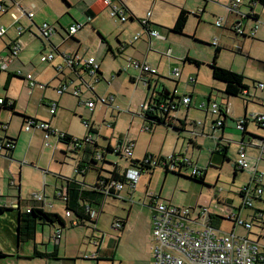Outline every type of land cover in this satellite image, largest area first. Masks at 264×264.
<instances>
[{"label":"rangeland","instance_id":"1","mask_svg":"<svg viewBox=\"0 0 264 264\" xmlns=\"http://www.w3.org/2000/svg\"><path fill=\"white\" fill-rule=\"evenodd\" d=\"M120 1L136 18L141 19L147 12H150V22L156 25L155 27L161 31V35H166V39L152 38L151 43H148L144 29L137 20L120 22L117 18L109 15L108 8L101 11L95 20L85 21L86 17L76 0H70L72 6L65 14L62 13L63 9L60 8V4L55 9L54 2L49 4V0H46L40 13H36L37 10H35L34 22L36 24L45 20L57 28L59 26L56 22L63 28H67L69 23L82 27L75 33L79 43L71 39L67 40L66 37L62 41L58 35H55L56 43L60 44V49L66 52L67 56L76 54L84 59L90 56L94 57L99 64L101 76L96 80L88 73L81 72L82 78L86 82L85 85L81 83L82 80L80 75H77L78 73L66 68L64 74H69L73 81L72 84L81 83L82 92L74 95L73 86L70 84L64 93L58 94L54 90L57 80L46 82L53 72L52 64H56L58 60L56 55L50 63L40 61L41 41L43 40L48 49L47 41L40 37L31 42L27 41L28 33H24L20 37L24 40L26 48L11 64V68H14L12 70L20 69L23 74L30 73L33 76L41 74V77L39 84L32 88L21 82L18 77H13L8 93L17 101L15 112L31 117L37 116L39 120L40 118L48 120L46 102L56 101L58 107L55 115L50 119L51 128L56 132V135L46 138L44 132L39 128L25 131L23 125L21 126L19 115L13 114L10 110L2 109L0 111V122L7 123V133L16 137V145L11 157L12 162L9 163L7 159L0 156V193L4 197L11 196V194L16 195V187L8 183L9 178L12 177L11 173L16 179V183H18L17 176L19 175L20 196L22 199L29 198V200L36 198V195H41L43 187L46 195L51 199L54 185H59L61 182L59 176L72 179L75 176L74 179L80 183L84 182V179L85 182L93 179L94 170L92 169L88 170L85 175L76 171L81 149H70L72 150L70 151L64 143H60L57 139L59 132L82 139L87 134L84 123L87 121L97 130L92 135L100 146L104 147L110 143L114 147H123L128 140H132L134 143L132 159L140 160L145 155L166 158L171 155L180 156L179 154H183L194 162L196 161L199 170L206 169L203 183L190 178V168L187 167L182 169L180 175L172 172L164 174L162 166L155 167L151 172L140 174L134 191L130 189L129 193L132 198L123 200L117 197L115 202H106L108 206L103 212L97 210V223L94 227L98 231L112 233L109 231L110 220L113 216L125 217L130 204L132 206L129 219L131 221L140 219V216L148 213L149 208L146 205L152 202L151 197L154 196L160 202H170L177 206L193 209L191 210L192 217L198 212V207L206 208L210 213L216 215L223 214L222 209L237 208L240 198L238 196L239 189L247 186L253 187L250 181L252 169L239 171L234 168L236 141L241 131L234 121L230 120L242 117L244 112L243 97L252 99L257 104L260 101L257 98H264L263 90L260 91L259 88L252 86V81L264 83V8L258 3L252 4V8L255 6V11L260 12V19L256 24L258 29L254 35L250 34V30H247L248 37L243 38L226 29L228 21L223 20L221 27L214 26L215 19L220 15L216 13L215 18L210 12L211 10L218 11L220 6L213 0ZM6 2L10 3L9 0ZM180 7L185 8L189 15L183 33L176 34L170 32L169 28ZM202 9L203 12H201ZM11 12L20 18L19 22L22 26L26 27L30 23L35 34L40 35L38 28L24 13L16 9H12ZM127 16L129 17V11ZM0 18V23L5 27L7 34L13 36L14 29L11 26L10 16L2 14ZM244 24L249 26L252 23L245 20ZM136 33H142V36L130 44L132 36ZM7 38V35L2 36V40H7ZM214 39L216 45L221 46L216 64L241 73L248 86L249 97L239 95L227 98L222 92L223 84L212 79L208 64L213 57L215 47L211 42ZM107 45L112 47L114 54L106 51ZM117 48L120 53L117 52ZM168 49H170L169 52H167ZM185 56L198 60L199 66L184 60ZM128 58L141 62L146 61L157 70L149 85L145 83V79L139 75V72L130 66L127 62ZM174 69H178L180 72V76L176 79L170 74ZM5 76L6 72L1 71L0 97L5 94L2 88ZM155 79L157 82L154 84ZM162 89L174 92L178 97L191 96L187 111L186 105H181L173 113V116L180 119L186 115L185 130L180 133L162 124H156L150 130L145 129L146 124L141 116L143 107L148 103L150 95H153L154 98ZM208 94L211 95L210 100L217 103L225 99L229 102L228 118L222 134L220 129L212 128L211 123L216 117L209 112L204 113L205 109L202 103L207 102ZM87 100H91L95 104L92 110L87 107ZM252 108L254 106L250 104L249 109ZM249 112H247L248 116L251 114ZM249 127L261 133L254 125L250 124ZM33 133L35 134L32 137ZM219 137H222L224 142L230 143L227 152L229 160L221 161L220 155L211 157L212 151L218 148L216 142ZM249 152L253 153L251 150ZM107 157L119 166L120 171L126 167L130 168L128 159L113 154H108ZM256 168L263 173L264 183V162H259ZM121 194L127 197L125 189ZM216 196L220 197V203L216 201ZM29 200L28 202H30ZM54 202L58 206H62L60 200L57 199ZM263 206V202L253 200V207ZM95 207L93 208L95 209ZM59 210L62 212L61 209ZM260 210L264 211L262 208ZM234 211L237 212V210ZM251 213L250 209H244L241 211L240 217L249 221L248 215ZM262 215L264 220V214ZM90 226L93 227L92 224ZM191 226L196 228L197 224L192 223ZM230 230L231 225L225 220L220 223L219 230L216 229L217 232H229ZM77 231L76 233H89L84 228H78ZM235 232L244 234L240 227H237ZM251 232V235L255 236L254 238L263 236L262 239H264V222L253 226ZM85 246L90 249L87 243ZM84 252L82 251L81 254H89ZM85 261L84 263L96 264V260L87 259Z\"/></svg>","mask_w":264,"mask_h":264},{"label":"crops","instance_id":"2","mask_svg":"<svg viewBox=\"0 0 264 264\" xmlns=\"http://www.w3.org/2000/svg\"><path fill=\"white\" fill-rule=\"evenodd\" d=\"M9 1H10V3H7L6 0L0 1V4L3 3L4 6L6 7V11L0 12V16L2 14H6V15L10 16L11 26L14 29L13 36H9L7 34V31H6L5 27L3 26V24L0 23V26H2L5 30L4 34L0 36V58H3V59L8 56L9 48H10L12 42L17 37L16 29L18 26L22 27L21 36L24 33L29 34V39H27V41L31 42L35 38L39 39L38 37H40L41 39H44L39 34L38 35L35 34L36 32L32 28L30 23H28L26 25V27L22 26V24L19 22L20 18L15 13L11 12L12 9L19 10L21 13L32 11L33 17L29 20L31 21V23L33 25H35L38 28V30H39L40 24L42 22H46L45 20H42L40 24H36V22H34L35 10L38 11V12L36 11V13H40L41 8H43L45 6L46 0H17L18 5L15 2H13V0H9ZM76 1H78V6H79L80 10L83 12V15H85V17H86L85 21L95 20V18L97 17V15L101 11L107 9V6L104 4L103 0H76ZM117 1L119 3L123 4V2H121L120 0H117ZM206 1H211V0H206ZM213 1L218 3V6H220V8L218 9V11L211 10L210 13L215 18H216V16H215L216 13H218V15H220L219 17H222L224 21H226V22L228 21L226 29H228L229 31H231L235 35H239L243 38L248 37V34H247L248 31L247 30H250V32H251L250 34H252V35H254L256 33L255 31L258 29V26H256V24L260 19V16H259L260 12L255 11V6H253V8H252V4L254 5L256 3L252 2L249 4L247 1H244L242 3L240 2L239 7H238V12L236 13V12L229 11V9L227 8V5L232 0H213ZM50 2H54V4L56 5V6L54 5L55 9L60 4L59 5L60 8L63 9L62 13L64 12L63 14L67 13L68 8L72 6V2H70V0H49V4H51ZM125 8L130 13V10H128L127 6H125ZM86 11H88V12H86ZM251 11L258 15L257 20H253L251 18L246 17V15ZM201 12H203V9L201 10ZM62 13H61V16H62ZM245 20H249L252 24H250L249 26L245 25L244 24ZM56 23L60 29L53 25L55 28L54 33L48 39H44L47 41V44L49 46L48 49L46 48V45L43 43V40L42 41L40 40L42 42V48L40 50L41 55L46 54L50 51H54L56 58L58 59L56 64H52L53 72L51 73L50 78L46 82L48 83L50 80H53V81L57 80L56 83L54 84V86H55L54 90L56 91V87L59 85V83L63 80H67L68 85H67L66 90L68 89V86L71 84L73 86V89L79 86L80 91L82 92L81 83H83L85 81L82 78L83 76H82L81 72H86V71H83L80 66H76L73 69L72 67L66 65L65 59H66V57H70V56H67L66 52H64L60 49V44L56 43V38H55V35H58L62 39V41H64L65 39H67V40L71 39L72 41L79 43V39L76 38L75 34L68 36L66 33V29L69 26L75 25V24L69 23L67 28H63V27H61V25L58 22H56ZM239 23H240V27L243 31L242 34L237 33V25ZM17 24H19V25L16 26ZM253 24L256 27H254ZM151 25H153V24L151 23ZM221 26H223V24ZM81 28L82 27L79 26L77 32L79 30H81ZM159 32L161 34L160 30H159ZM4 35H7V37H8L7 40H2V36H4ZM163 36H164V39H166V35L163 34ZM21 41H23V43H24L23 39ZM151 41H152V38L150 40H148V43H151ZM25 46H26V44H25ZM108 46L112 49V47L110 45H108ZM218 46L221 47L220 45H218ZM54 47L57 48V51H55ZM25 48L26 47L22 48L20 50L19 54L11 59V61L7 65V67L0 69V72L1 71L6 72L5 80H4L3 85H2V88L4 89L5 94L1 98H7V99H9L8 101H10V100L14 101V103H15L14 109H13L14 112L16 109L17 101L14 97H12L8 93V90H9V87L11 84V80L13 77H18L21 80V82L26 83L28 85V80L26 79V75L30 74V73L23 74L20 69L12 70L14 68H11V64H13L16 59H18L19 55L23 52V50ZM169 51H170V49L167 50V52H169ZM191 59H193V58H191ZM42 63H44V62H42ZM147 64H149V63L147 62ZM59 66H61V70H57V67H59ZM9 68H10V70H9ZM66 68L70 69V71H72V72L78 73L77 75H80L82 82L80 84H77V85L72 84L73 81L70 79L69 74L68 73L64 74ZM156 73H157V70H156ZM170 74L172 75V71ZM139 75H140V73H139ZM140 76H142L145 79V83L147 85H149L150 82L152 81L153 75L145 73V74H142ZM179 76H180V72H179ZM32 77L36 81V84H39L38 82H39V79L41 77V74H35L34 76L32 75ZM172 77H173V75H172ZM92 78L97 79V76L92 77ZM173 78H175V77H173ZM6 80H8V84H7V88L5 89L4 85H5ZM156 82H157V79L154 80V84ZM36 84L33 87H36ZM252 86L254 88H258L255 85V81L252 82ZM261 90H263V92H264V89H260V91ZM243 94L246 95L247 97H249L248 86H247V89L243 90ZM183 96H186V95H183ZM210 96L211 95L208 94L207 97H209V100H207V102L202 103V105L204 106V109L206 108V104L209 101H214V100H210ZM179 97H181V96H179ZM244 98L245 97H243V99ZM245 99L246 100H244V103H243L244 112H243L242 117L234 118V120H230V121H234V124L237 125V123L243 118V116H246V125H245L246 132L261 137L263 135V131L256 124L255 118H256V116H259L260 113H262L264 110V98H261V99L257 98L260 100L259 104L253 102L254 100H252V99L251 100H249L248 98H245ZM52 101H54V100H51V102ZM87 101H86V103H87ZM51 102H46L47 108H49V104ZM218 104H220V106L225 110V112L227 114V118H228V113H229L228 112V109H229L228 100L225 99L222 102H218ZM250 104H252L254 106V108L249 109ZM182 105H186V104H182ZM189 105H190V100L188 102V106ZM94 106H95V104L93 103L92 107L91 108L88 107V108L90 110H92L94 108ZM57 107H58V103H57ZM1 110L2 109H0V111ZM5 110H7V109H5ZM56 110H57V108H56ZM248 111H250L249 113H251V114H249V116L247 114ZM12 113H13V111H12ZM15 113H17V112H15ZM204 113L207 114L208 111L204 110ZM22 114H24V113H22ZM47 114H48V120H46V118H40V120H39V118H37V116L33 117V118H35L39 121L48 122L50 130H51L52 128H51L50 119L55 114L53 116L50 115L49 112H47ZM24 115H26V114H24ZM216 118H215V120H216ZM227 118H226V120H227ZM226 120H225V123H226ZM250 124L254 125L257 129H259L261 131V133L257 132L254 129H251L249 127ZM7 126H8V124H7ZM7 126H6V135L10 136L7 133ZM21 126H22V124H21ZM212 126H213V124H212ZM224 127H223V129H224ZM33 128H36V127H33ZM212 128L218 129L217 126H215V124ZM93 129H95V128L93 127ZM223 129H220L221 134H222ZM240 131H241V128H240ZM96 132H97V130L95 132H92V133H96ZM92 133H91V135H92ZM34 134L35 133L32 134V137ZM69 135H71V134H69ZM241 136H242V131H241V134H240L238 140L236 141V143H237L236 152H237L238 148L240 147V145L246 146V148H248V149H246V153L248 155L249 162H250V168L249 169L254 168L255 170L258 171V169L256 168L257 164L259 162H261L262 160H257V153H258L257 147L249 145V135L244 136L243 143H241V141H242ZM92 137H94V136L92 135ZM219 138H221L220 143L226 144L223 141L224 139L222 137H219ZM128 141H131L133 143L132 140H128ZM216 146L218 147L217 143H216ZM133 147H134V143H133ZM249 150H251L253 153H250ZM132 152H133V148H132ZM236 152H235V154H236ZM12 155H13V153H12ZM179 155L184 156L183 154H179ZM82 156H85V154L82 153V149H81L80 158ZM213 156H215V154H213ZM2 157L7 159L9 161V163H11L13 160L12 158H8L5 156H2ZM209 162H211V161H209ZM262 162H264V161H262ZM196 164H197V162H196ZM252 165H255V166L252 167ZM239 171H243V170H239ZM181 172H182V170L180 171V173ZM205 172H206V169H205ZM260 173H262V172H260ZM96 175L97 174L94 171L93 179H91L89 181L87 180L86 182L84 179V182L82 181L81 183L77 182L75 179L76 182L70 183L68 185V188H69L68 191H67V183L64 181L63 176H59V178H60L59 180L61 182L59 185H57V184L54 185V190L51 194L52 195L51 199L48 198V195H46L45 189L43 187L42 194H41L42 199L39 201L35 198L30 199V200H29V198L22 199L20 196V192H19L20 177H19V175L17 176L18 183H16L15 182L16 179L14 178V176L11 173L12 177L9 178L8 183L10 185L16 187V190H17L16 195L11 194V196H5L4 197V196H2V193H0V207H5V209L2 212H0V264H91L90 262L84 263V262H86L85 260H87V259L96 260L95 261L96 264H150L151 263L150 245H151V227H152L151 223H152V213H153L152 207H151L152 202H150V204L146 205L149 208L150 215H149V211H148L147 214L140 216V219L138 218L136 221H131L129 219V216H130V211H131L132 205L130 204L128 206V210H127L125 217L113 216L112 219L110 220L109 231L112 233H106L103 231L102 232L98 231L97 228H95L94 226L97 223L98 212H103L105 207L108 206V204L106 202L107 201L115 202L116 199H118L117 197H120L123 200L132 198V195L129 192H130V189H132L134 191L135 185L133 187H129L128 185H125L123 187V189L119 191L118 195L105 196L103 194V192L93 190V188H91L92 183L96 179ZM73 177L76 178L75 176H73ZM139 177H140V175H139ZM139 177H138L137 181H139ZM262 185L264 186L263 173H262ZM124 189H125L127 197H124L121 194V192ZM58 192H61L63 194V196L62 197L58 196ZM238 196L240 197L239 194H238ZM57 199L62 202V206L61 205L58 206V204H56L54 202V200H57ZM28 200L30 202H28ZM216 201L218 203H220L221 202L220 197L216 196ZM255 201H259V200H255ZM261 202L264 203V200ZM239 203H240V198H239ZM76 204L78 205L76 208L77 210L82 211L83 208H89L90 211L96 212V216L94 217V219H96L95 224H92L88 221L84 222L83 224H78V225L73 224V222L76 219V216L73 213H71L70 215H66L65 211H66L67 205L69 207H72ZM143 205H145V204H143ZM95 206H97V207H95ZM93 207H95L96 210ZM29 208H40V209L44 210L45 212L57 213L60 215L63 223L59 224L57 222H44V221H41L39 219L33 218V216H28L26 214V212H27L26 210ZM261 208L264 209V206L263 207L246 208V209H250L252 213H254V212L256 213L257 210L261 209ZM59 209H61L62 212ZM97 210H98V212H97ZM230 210L236 214L239 213V215H240L241 211L244 209H242L239 212L238 208L233 207ZM234 210H237V212H235ZM260 211H261V218H259V220L262 224L264 222L263 215H262V214H264V211L263 210H260ZM248 217L250 218V215H248ZM114 219L123 220V225L121 228L117 229V228H113L111 226V223L113 222ZM210 219H211L210 222L212 224L216 225L217 227H220V223L223 220L222 217L220 216V214L216 215V214H212V213H210ZM90 224H92L93 227H91ZM78 228H84L87 231H89V233H86V232L76 233V232H78L77 231ZM240 228H242V227H240ZM235 229H234V231H235ZM242 231H244V234L246 233V231L243 228H242ZM85 243H87V245L90 246V249L86 248ZM82 251H85L84 253H89V254L88 255L87 254H81ZM37 252L46 253L47 255L40 256V255L36 254ZM92 252H96V258H87V256H89Z\"/></svg>","mask_w":264,"mask_h":264},{"label":"built area","instance_id":"3","mask_svg":"<svg viewBox=\"0 0 264 264\" xmlns=\"http://www.w3.org/2000/svg\"><path fill=\"white\" fill-rule=\"evenodd\" d=\"M104 4L109 10V15L111 17L117 18L120 22H125L129 19L127 16V10L122 3H119L117 0H103ZM17 5V0H13ZM240 0H232L227 8L231 12H238V7ZM6 7L4 4H0V12H5ZM25 15L31 19L33 17V12H24ZM151 16L150 12H147L145 16L141 19V23L144 25L145 36L148 40L151 38H162L164 36L160 34L159 30L151 25L149 17ZM223 18L218 17L214 21L216 27L222 25ZM78 25H71L66 29L68 36L75 34L78 30ZM55 31L53 25L42 22L39 26L40 36L44 39H48ZM5 32L4 28L0 26V36ZM22 33V27L18 26L16 29L17 37L12 42L9 48V54L7 57L0 58V69L7 67L8 63L12 58L17 56L20 50L23 48L24 43L21 41L20 36ZM237 33L242 34L243 31L240 27V23L237 25ZM253 33V32H252ZM142 36V33H136L132 36L130 44L134 41H137ZM212 45H216L215 39L211 42ZM55 57V52L50 51L46 54L40 56L41 62L50 63ZM130 66L141 73H148L151 75L156 74V69L147 64L146 61H139L137 59L128 58L127 61ZM65 63L67 66H70L74 69L76 66H80L83 71H86L91 77H94L99 64L96 62L94 57L90 56L87 59H84L78 55H73L66 57ZM57 70H61V66L57 67ZM173 77H179V70L174 69L172 71ZM28 80L29 87H33L36 84V81L33 79L31 74L26 75ZM86 85V82H83ZM67 80H63L56 87V92L62 94L67 88ZM256 87L264 89L263 82L255 83ZM90 88V87H89ZM79 86L73 89V94H80ZM104 101V99H101ZM2 100L0 99V103ZM10 102H7L9 104ZM181 103L188 104V97L181 96ZM87 107L91 108L92 103L87 101ZM146 107V106H145ZM143 107V109L145 108ZM57 103L52 101L49 104L48 112L50 115H54L56 112ZM211 115L216 116L215 126L220 125V120L218 115L220 111L225 112V110L215 101H209L206 104V108ZM242 119L237 123H239ZM256 124L262 129L263 135L261 139L257 141H252V146L257 147V160L264 161V110L260 113L259 116L255 118ZM85 126H87V121H84ZM34 127L41 129L45 137H48V134L45 131L50 130L48 122L37 121L34 123ZM33 128L31 124H25L23 129L25 131ZM89 136L84 137V140H88ZM75 141V138H73ZM78 142H75V147H77ZM67 149H74L75 147L67 145ZM132 148L133 143L128 141L124 144L123 147H119V150L122 154V157L125 159H130L132 157ZM182 163L185 167L190 168V175L199 176L201 171L191 158L184 156H176L172 162L171 169H175L176 165ZM234 167L239 170H248L250 168V162L248 155L246 153V146L240 145L238 148L234 160ZM178 166V165H177ZM140 173L138 169L130 167L127 169L125 176L129 180L128 186L133 187L139 177ZM250 181L253 184V187L250 186L240 188V203L238 205L239 212L242 209L253 208V200L263 201L264 195V186L262 185V173L258 172L254 168L250 172ZM116 190L120 191L123 189L124 185L120 183H114ZM58 196H63L61 192H58ZM152 200V227H151V263L150 264H264V239L263 236L251 235V229L253 226L260 225L261 212H254L250 215V220H244L240 217L239 213L236 214L230 209H222L223 214H220L223 220H226L231 225V230L229 232L216 231L219 230V227L210 222V213L206 208L198 207V212L195 216H191V208L177 206L171 204L170 202L158 201L157 197H151ZM37 200H41L42 197L36 195ZM260 210V209H258ZM27 212L29 209L26 210ZM69 215V212L65 213ZM90 218L96 216V212L91 211L89 213ZM258 220V222H255ZM192 223L197 224L196 228L191 226ZM76 224V222H73ZM122 223L119 219L113 220L111 226L113 228H121ZM236 227H242L246 233L237 234L234 229ZM89 258H95L96 252H92Z\"/></svg>","mask_w":264,"mask_h":264},{"label":"trees","instance_id":"4","mask_svg":"<svg viewBox=\"0 0 264 264\" xmlns=\"http://www.w3.org/2000/svg\"><path fill=\"white\" fill-rule=\"evenodd\" d=\"M249 4L254 2L260 4L262 7H264V0H246ZM240 2H244V0H240ZM251 9V8H250ZM88 12V11H86ZM189 12L183 8L180 7L178 9V13L174 19V22L172 26L169 28L170 32L176 33V34H182L183 30L186 26L187 20H188ZM247 18H251L253 20L258 19V15L253 13L252 11L249 12L246 15ZM137 20L139 24L144 26L141 23V19L136 18L131 12L129 13V21ZM153 24V23H152ZM156 26L155 24H153ZM119 45L121 43L119 42ZM214 51H213V57L211 62L208 64L211 77L212 79L219 81L223 84L222 92L228 97H238L239 95H244L243 90L247 89L246 83L243 81L244 76L241 73L235 72L233 70L221 67L216 64V58L220 51V47L217 45H213ZM55 51H57V48L54 47ZM106 51L111 52L112 49L107 45ZM117 52H119V48H117ZM184 60H187L188 62H193L196 66H199L200 62L194 59H191L189 57H185ZM97 79L99 76H101V72L99 68L96 71ZM96 79V80H97ZM254 82V81H252ZM257 83V82H255ZM8 80H6L4 88H7ZM188 97V102L190 100V95ZM2 102L0 103V109H7L13 111L14 114L19 115L21 117V124H31V126L34 127V123H36L38 120L30 117L28 115L24 114H18L14 112V101L7 98H1ZM207 100H209V97H207ZM244 100H246L244 98ZM91 102V100H88ZM7 102H10L7 104ZM93 105V103H92ZM181 97L176 96L173 92H169L166 89H162L158 94L153 98V95H150V98L148 100V103L146 104V107L142 110L141 116L143 118V122L146 124L145 128L150 130L154 125L156 124H162L165 126L171 127L174 131L180 133L181 131L185 130L186 120L185 116L184 118H176L173 116V113L177 111L179 106H181ZM189 108L188 104L186 105V110ZM227 118L226 112L220 111L218 115V119L220 120V125L217 126L218 129H223L225 120ZM212 124L214 126L215 121H212ZM246 125V116H243L242 121L239 123V126L241 127L242 136H241V143H243L244 136L249 135V144H251L252 141H257L261 139L260 136L250 134L246 132L245 130ZM6 126L7 124H3L0 122V156H5L8 158L12 157L13 150L16 145V137H11L6 135ZM113 126V124H112ZM87 135L89 136V139L86 141L84 140V137L82 139L75 138V141L73 140V136L59 132L57 133V139L60 143H64L66 146L70 145L75 147V142H78L77 147L74 149H82V153L85 154V156H82L78 162V165L76 167V171L79 174H85L88 170L92 169L96 172V179L92 183L91 188L93 190L101 191L105 196H115L119 194V191L115 189L114 183H120L123 185L128 184V179L125 176V173L128 169V167L124 168L122 171H120L119 166L108 159V154H113L115 156L122 157V154L119 150V147H113L109 143H107L104 147L100 146L97 142V140L92 137L91 133L95 132L96 130L93 129L92 126L87 124ZM45 133L48 134V136L56 135V133L51 129L48 131H45ZM220 139L216 142L218 145V148H216L211 153V157L213 154L220 155V160H229L227 158V152L230 143L225 142L226 144L220 143ZM120 145V143H118ZM71 149V148H70ZM69 149V150H70ZM72 149V150H74ZM70 150V151H72ZM176 156L171 155L170 157H163V156H153V155H145L142 159H128L129 167H134L138 169L139 173H146L151 172L155 167L162 166L164 168V174H167V172H172L180 175V171L185 168L182 163L177 164L175 169H170L172 166V162ZM124 158V157H123ZM209 165V163H208ZM204 173L200 177L190 176V178L194 179L195 181L203 183L204 181ZM235 175V173H234ZM64 181L67 183V191L69 190L68 185L70 183L76 182L73 178L63 177ZM95 192V191H94ZM238 194H240L238 192ZM77 204L69 207L67 205L66 212H69V215L73 213L76 216V219L74 222L78 224H83L84 222L88 221L92 224H95L94 218H90L89 213L91 212L89 208H83L82 211L77 210ZM5 209V207H0V212H2ZM258 212H261L260 210H257ZM28 216H33L35 219H39L44 222H57L59 224H62V219L59 214L57 213H51V212H45L44 210L40 208H30L28 212H26ZM115 220V219H114ZM121 223L123 224V220L119 219ZM37 255L45 256L46 253H40L37 252Z\"/></svg>","mask_w":264,"mask_h":264},{"label":"bare ground","instance_id":"5","mask_svg":"<svg viewBox=\"0 0 264 264\" xmlns=\"http://www.w3.org/2000/svg\"><path fill=\"white\" fill-rule=\"evenodd\" d=\"M254 27H256V26H254ZM142 74H145V73H141L140 75H142ZM96 76V75H95ZM94 76V77H95ZM87 124H88V122H87ZM87 127V126H86ZM86 136H90V135H86ZM85 136V137H86ZM174 156H176V155H174ZM198 167V166H197ZM188 168V167H187ZM235 168V167H234ZM171 169V168H170ZM236 169V168H235ZM204 170L205 169H202V170H200L201 171V175L204 173ZM236 170H239V169H236ZM201 175H199V176H195V177H200ZM190 176H192V175H190ZM34 195H36V194H34ZM39 196H41V195H39ZM42 197V196H41ZM36 199V198H35ZM40 201V200H39ZM30 209V208H29ZM87 258H89V257H87ZM96 258V257H95Z\"/></svg>","mask_w":264,"mask_h":264}]
</instances>
